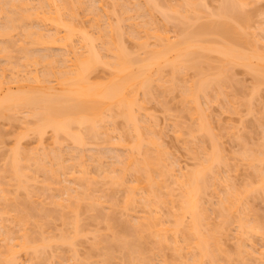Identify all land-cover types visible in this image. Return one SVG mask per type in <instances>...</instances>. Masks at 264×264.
<instances>
[{
	"label": "bare ground",
	"instance_id": "obj_1",
	"mask_svg": "<svg viewBox=\"0 0 264 264\" xmlns=\"http://www.w3.org/2000/svg\"><path fill=\"white\" fill-rule=\"evenodd\" d=\"M15 1H17V0H1L0 1V38L2 37L0 43H2V39H3L6 41V43L9 41L7 43L9 45V43H11L12 40L15 39V38L14 39L11 38V37H13L12 32L14 31V29L16 27L20 28V26H21L22 32H20V34H22V36H20L18 34V31H20V30L17 31V29H15V31H16L15 34L17 33L15 36H17V35L20 36L19 38L21 40L23 39V37H24V39H28L27 42L29 41L30 43L29 44L27 43V45L29 46L30 44L31 45L33 44L34 46H31V45H30L31 47H27V45L24 46L23 43L26 40H24V42L22 41L23 43L20 42V44H22L20 48L17 46V48L22 50L25 54V55H22V58H24V59L22 60L23 62L20 61V65L22 64L21 65L22 68L20 67V65H18L21 68V69H19V67L17 65H16L17 67L12 65V64H14L13 63L14 60L13 61L10 60V62L8 60L9 56L12 55V54H9V52L12 48L10 50L8 49L9 52L7 53V49L5 46H8V45H6V43L4 41L3 42L5 44L4 43H2V44H4L5 46L2 44L0 45V56H1L0 58L2 60V58L4 57V59H5L4 62L6 61L4 64H6V66L10 67V69L12 70V72L10 69L7 70L6 68H8V67L5 68L4 64H2V67H0L1 68L0 69V120H3V118H4V120H6V119L8 120L9 118H6V117H9V116H11L17 120L16 114L22 115V114H20V112L25 113L26 114L25 117H27V116L33 117V118L31 117V120L34 119L35 117L38 118V121H36L34 123L35 126L33 125L34 127L32 129V130H34L33 133H35L38 136L36 138L38 141L41 142L44 135H46L48 132L47 129H50L51 130L50 131L51 136H52V138H51V136H50V138L53 139L55 141V143L56 142L60 143V136L63 137V135H64V137L66 139H67L66 136L70 137L72 139V141L76 145H78L77 148L80 146V147H82L81 149L84 150L85 148H83V147L87 144L86 138L93 137V139H94L95 137L100 136L99 133L103 132L104 129H105L104 132L107 136L109 135L110 132L114 133V131H113L114 125L112 127H110L112 125L111 124L112 123L111 117L115 114L113 112H116L118 114V116H120V117L123 116L124 121L128 122L130 125L129 126L130 129L128 128V124L126 125L127 130L124 134H126L128 132L130 135L131 134H132V136L134 135V140L131 139L133 142L131 141V143H130V141H128L129 138H126V135L124 136L123 133L122 134L125 138L122 136L123 139H122V137L117 139V141L119 140L117 142V144L120 147H124L126 145L127 141H128L127 145H128V143H129V145L132 143L133 144L131 146H128L129 147V149H127L128 153L125 155L126 159L124 160V157H123V159H122L123 161H120L123 163V165H122V163H119V165H117L119 168H117V166L114 167V169L115 168L120 169L118 171H120L121 173L119 172V175L111 178L112 174H114V173L118 174V173H116V172H118L116 170V172L114 171L109 176L111 178V183L109 181V184L112 185V186L110 185L109 187L112 188L114 185V186H117L115 188H124L123 190L126 191L125 192L126 193V195H125L126 199H125V201H123L125 203H124V206L121 205V206H123L121 208H125V210H127V211L130 208L134 209V207H136V209H137L138 205L136 203H138V204L140 203V204H142L143 211H144V209H145V211L147 209L148 216L144 215L145 211H144V214L142 216L137 215V214H133L132 212L128 211L127 213L128 214L130 213L129 214L130 216H131V214H133L135 217L133 219H130L128 216L129 220L134 221V222H131L130 225L135 224L133 226L131 225L132 229L134 227V229L132 230L133 232L131 231L129 234H127V235L124 234L122 236H119V235L117 236V234H115L116 236H114V238H113L114 239L113 242L115 243L114 245L120 247L122 249V251L125 252L126 259L128 261L127 264H132V263L139 264L140 261H141V264H143L145 262V260H144V258H142V256H139L140 251H142V249L140 250V248H141L140 247V243H141L140 241L142 240V237L144 236L143 234L146 232V229H148V227H149V228L154 229V230L152 229L151 232L152 233L154 232L156 235H158L160 237V238L159 237L158 238L161 241H163V240L167 241L169 239L171 241H173L171 243L174 244L173 248L175 249V251L177 250L178 252L183 253L182 250L187 249L190 252V255H188V256H190L188 261L184 260L185 262L183 263V261H182V264H221V263H219L220 260L218 261V259H219L218 254H221V251H222L221 249L223 246L222 245L223 242L221 240L222 234L220 233L221 227L218 228L219 231H218V229H216L218 226L217 227L214 226L215 230H214V228L211 229L212 227L209 229L208 228L209 223H207V221H205L206 219H204V216H206L205 211L207 212V210L205 209V211H203L204 209H201L202 208L201 205L204 206V204H201L202 203L201 200L203 199L202 197H204L202 195H204V191H206L205 189L208 188L207 185L210 184V183H208L209 179H212L214 181L213 182L214 188L217 184L224 185V184H222V183H224V181L218 180L219 178H218V175L216 172V167H215V164H217V162H219L218 161L219 159H220V161L223 162V160H221V155L219 156V155H215L212 153H208L203 157L204 158L203 159L201 154H200L199 157H201L202 159L199 160L200 158L198 157L199 158L198 162H200L198 167L196 169L194 168L195 170L193 169V170H189V171H185V172L181 171L180 170L181 167H179L178 171H180L181 173L178 174V176H177L178 172L176 170L170 169V173H171V171H172V173L173 172L175 173V171L177 172L175 174L173 173V175L174 176L176 175L175 176L176 177L175 182L179 185L178 187L180 189L179 190L180 193L177 195V197L174 196L173 193H175L174 192L175 190H170L173 188H171V187L169 188V186H167V184H166L167 182H164V177L171 175L172 173L169 174L168 172H166L168 170V168L165 169L166 167H163V166H167V165L166 164L163 165L164 164L163 162H165V159L163 160L164 157H162V154L160 153L161 152L160 149L158 150V147L160 144H159L158 140L155 139L154 137L147 136L148 132L147 131L145 132V129H147V128L150 129V126H148V125L145 126L146 123L140 124V122H142V123L145 122V120H144L145 118L143 119V117H144L143 112H142V115H143L142 119L144 121H142L141 118H140L141 120L139 121V117H138V116H140L138 113V110L140 112L141 108L143 109V106H144V104H143L144 102L141 103V101H144V100H142L138 97H139L140 93H142L143 95L148 93L149 88L151 87L150 86L151 82H153L154 80H158L157 82L162 80V83H165L164 81H167V80H165L166 77L164 79L163 78L161 79V77L165 76L164 75L165 74L164 66L167 67V65H170L172 67L173 71H179L180 70V71H182L181 73H183V70L185 72V69L186 70L189 69L188 67H192L193 69L196 68V70H197L200 67L198 65L199 60H201L200 56H201V58H202V56H204V54H203L204 51H200V50H205V52L206 51L215 52L216 54L220 55L217 58L220 59V61H221L220 62L221 64L220 63L218 64L219 68H218L217 72L215 73L216 77L212 76L214 78H212V77L209 78V79H212L209 81V79H206V77L207 76L209 77V75L206 76L203 74L202 75L203 77L201 76V78H200V76H199V78L201 80L199 81V78H198V80H197L198 83H197V81L196 82H190L192 84H189L188 87H186V85H185V89L183 91V96H184V99L186 102V106H187V104L189 105L188 109H190L189 111H191V115L193 116V119L195 121L194 122V126H195L194 129L191 128L192 132H194V133L195 132H199V133L200 132L201 133L206 132V130L209 129V128L207 129V127H209V126L206 127V125L204 123L206 119H203L204 122L202 121V118H206V117L204 116V114H203L204 117L202 116L203 111L201 109V105L199 104V102H201V101H199V97L202 98L201 96H204L205 98H209V97L211 98L214 94V93L212 94V91L214 90L213 88H215V92L217 91L219 93L220 88L222 87V85H224L221 83H225L224 79L226 78L227 74L230 72L231 67L234 68L235 66L241 65L245 68L247 67L248 68L247 70L248 71L250 70L251 73H253V75L257 74V76L260 79L264 78V50H263V52L260 51V50H262V48H261L262 45L264 46V42L262 41V40H264V36H263V38L261 36L262 40L260 42H262V44H260L259 39H258L259 43L256 40L257 43L255 42L256 45L254 46L257 50L256 52L254 51L255 50V48H254L252 53H246V51L244 52L240 48V45H239V44H241L240 42L243 41V36L241 33H239L241 31V28L236 27V24H237L236 22H238L239 24L241 23L240 24L241 27H242V25L244 26V22L246 23V21H245L246 15L242 16L243 13H241V11L239 13L241 15L238 14L239 10H241L243 8V6L242 7L240 6L241 9H239L240 7L238 5H241L242 3L239 2L238 0H235L236 2H234V0H224V4L223 5L221 4L222 6L219 7L220 8L219 11L217 13H215V15L218 17V20L212 19L214 21L209 22V23L200 22L201 24L200 25L198 24L199 27H197V26L195 27V31H194V29H192L193 31H189L190 30L189 29L188 31H186L184 33L185 28H183L182 29L183 35L179 36L180 38H178L174 41H172V39L169 38L168 35H167L168 37L162 36L160 33H158V35H157L156 34L157 32H155V31L152 32L153 33L152 35L151 34L148 35L150 37L137 36L138 35L137 33L139 31L148 33V30H147L148 26L144 23L143 26L146 27V29H145L146 31H145V30H143L144 27L142 25H141L142 27L140 26L141 28H138L139 24L136 23L137 24L136 25L137 26L136 27V31H137L136 34L137 35L135 34V32L131 35V33L133 32V30H131L132 27L130 28L131 31L129 30V28L127 31V32H129L128 34L131 37H133V35L136 36V37H133L134 39L137 38L136 40L133 39L136 44L137 43L141 44L142 45L141 47H143L144 49L148 48V46L150 47L149 41L151 39L147 40V38H152L151 36H154V38L156 36V39H157V37L160 38L161 43H158V41L154 40L155 43H154V41L151 42L152 44L154 43V45L151 44V48L146 49V52L143 56H138L136 54L137 52L136 53L133 52L136 55L132 56V52L130 51L131 53L129 52L130 53L129 54L127 52L128 49L126 50V48L123 45V44H125L124 41H122L123 40L122 36L125 33L123 27L119 26L121 29H123V32H124L123 33L122 31H120L119 34L117 32L118 29H116V27H115L116 25L114 26L111 23L109 24L110 25L109 28L111 27L109 30H105L106 28L102 30L104 33L102 31H100L101 28H100V30H97L99 32V34H97V36H96V37H98L97 39H99L98 42L100 41V39L102 40V43H100V45H102V46H100V48H99V44L96 43V39H95L96 37L93 38V36L91 35V31L89 29H86V27L83 25L85 21L82 23V20L80 19L81 20V26L82 25L83 26L81 27L79 25L80 21L77 22L78 11H79L78 8L81 9L80 7L84 5V0H76L75 3L73 2V0H44V1L41 0V2H42L41 3L39 0V3H38L39 5L37 3H33V0H31L32 2L31 1L28 2L27 0H26L27 2L25 0L24 1L22 0L23 1L22 2L21 0H19L20 2L17 1L16 3H14ZM100 1H102V0H100ZM193 1L194 0H191V3H190V1H188L189 3L187 2L186 4L184 2V4H185L184 7L186 5H188V8H189V4H190L191 5L190 7L193 8V10H191L192 8L189 9L190 11H188L184 8L186 10V12H183V13H186V16L190 15L187 13V11L189 13H191V11L194 12L195 8H196L195 11L196 10L200 11L199 8L197 9V6L195 7V4L196 3L198 4V2L195 0V3H194ZM203 1L204 0H202V2ZM237 1L239 2L238 4H237ZM90 2H92V1H90ZM142 2L143 3H140L141 5L144 4V1H142ZM85 3H87V2H85ZM204 3H205V1H204ZM29 4L31 6L33 4L32 7L30 6V10L28 7ZM35 4H37V5H35ZM98 4H97V6H98ZM146 4L151 5L152 3H148V2L146 3L145 2V5ZM147 5L145 7L149 8L150 6H147ZM156 5L158 6V4H156ZM92 6H94V5H92ZM116 6H117V4H116ZM137 6H138V4H137ZM203 6L205 7L206 3L202 4V7ZM25 7L28 8V10ZM141 7L142 6L139 5L138 9L141 12L143 10L145 12L146 9H144V8L142 9ZM151 7H153V6H151ZM151 7L149 9H151ZM83 8H85V7H83ZM99 8H100V10L102 8V11H105V9H106V8H104L103 4H101V5L99 4L98 8L93 7L92 11L96 10V12H97ZM126 8H127V6H126ZM130 8H132V5ZM159 8H161V7L159 6ZM175 8H178V7H175ZM175 8H172V9H175ZM182 8H183V6H182ZM186 8H187V6H186ZM133 9H134V7L132 8V11H133ZM161 9L167 11V8L163 7ZM139 10H138V13H136L137 11L135 13L136 14L141 13ZM237 10H238V12H237ZM150 11H152V10H150ZM154 11H156V8H155V10L150 12V15L154 14ZM175 11H176V9L173 12H175ZM80 12H81V10H80ZM96 12L94 14H96ZM170 12H172V11H170ZM170 12H169V15L171 14ZM104 13H107V11H105ZM147 13L149 14V12H147ZM178 13H177V15L180 14V13L179 14ZM196 13L197 12L192 13V14H194V17H195ZM143 14H142V16H143ZM175 14H176V12H175ZM184 15L185 14H183L182 17H185ZM197 15H198L197 17L199 18L198 13H197ZM210 16H212V15L210 14ZM213 16H214V13H213ZM127 17L132 18L129 15ZM165 17L167 18V15H165ZM192 17H193V15L192 16L190 15L188 18H190L192 20ZM122 18L124 19V17H122ZM122 18L120 17L119 18L120 20H118V21H122ZM171 18L174 19V17H172V16H171ZM188 18H186V19H188ZM198 18H196V19H198ZM214 18H216V17L214 16ZM127 19L129 20V18H127ZM149 19H150V17H149ZM186 19H184V20L187 22L189 19L188 20H186ZM193 19H195V18H193ZM182 20H183V18H182ZM191 20H189V21H191ZM231 20L232 21L235 20L234 22L236 24L235 25L231 24V22H230ZM96 21H97V19H96ZM96 21H95V26H96V24H100V23H97ZM168 21H169V19H168ZM36 22L38 24L41 23L40 27L39 26L37 27V25H35ZM46 23H49V24L51 23L55 26L52 34H50V32H47V31L46 32L48 34L46 32H44L45 30H48V29L43 28L44 29V31H43V29L41 28L42 27L41 25L44 24L43 25V27H44L45 25H47ZM146 23H148V22H146ZM191 23H192V21H191ZM51 24L49 26H51ZM148 24L150 26V23H148ZM184 24H186V23H184ZM93 25H94V23H93ZM99 27L100 26L98 25V28ZM117 27H118V25H117ZM187 27L189 28V26H187ZM35 28H36V30H35ZM98 28H96V29H98ZM190 28H192V27H190ZM193 28H194V26H193ZM237 29L239 32L237 31ZM149 31H151V30H149ZM106 32L108 33V35ZM121 32H122V34H121ZM149 33H151V32H149ZM116 34L119 35V38L122 37V39L121 38L120 39H121V42L123 44L119 41V38L117 39L115 37ZM120 34H121V36H120ZM208 34H211L212 36L215 35L214 37L219 38V40H220L219 42H221L220 38H222V40L224 39L223 43L221 42L220 44H218V43H215V41L214 42L212 41L213 42L212 44L213 45L216 44V46L215 47H213V45H212V47L208 46V45H210V43H203V39L205 42L206 38H208L210 36L209 35L206 37V35H208ZM94 35H96V34H94ZM262 35H264V34H262ZM170 39H171V41H170ZM245 40L243 42H245ZM15 41H18V40H15ZM163 41H165L166 43H162ZM208 41L210 42V40H208ZM206 42H207V40H206ZM74 43H75V45H74ZM76 43H77V45H79L80 49L83 48L81 50L82 51L81 53H79L80 51L77 50L78 46L76 45ZM245 43H247V40ZM12 44H13V42H12ZM20 44H19V46H20ZM205 44H208V45L206 46ZM217 44L220 46L217 47ZM257 44L261 45L260 50H259V48H257ZM97 45H98V47H97ZM39 46H41V47H39ZM53 46L56 49L61 50V51H59L61 54L60 53L56 54L57 51L55 53H53V52L51 53V51H49V50L50 49L53 50L52 49V48H54ZM13 48H15V47H13ZM19 49H17V50H19ZM83 50H85V52H83ZM103 50H105V52ZM22 51H21V53L23 54ZM62 51H64V53ZM101 52L104 54L105 53H108V54L110 53V54L104 56ZM111 53L113 54V57H112ZM142 53L138 52V54H142ZM107 56H109V57H107ZM206 58H208V57H206ZM11 62H12V64H11ZM8 63H9V65L11 64V66L7 65ZM58 63H61L62 66ZM58 65H60V66H58ZM101 65H103V67L105 66L104 70L106 69L107 70L106 72L109 73V74L108 73L104 74V76L105 75L109 76L107 78L108 80L105 81V80H99L98 79L97 81H100V82H93L94 80H96L97 78H100V77H101L100 79H104L103 75H102L103 77L102 76L99 77L98 75L96 76L94 73L98 69L97 67H100ZM42 66H43V68H40ZM14 67H15V69H14ZM108 68H109V70H108ZM162 68H163V70H162ZM41 69H42V71H41ZM40 71H41V73H40ZM199 71H201V70H199ZM9 73H10V76H8ZM173 74H176V73H173ZM200 74H202V71H201V73H199V75ZM204 76H206V77L204 78ZM171 77L172 76H170V78ZM170 78H169V80L171 82L170 84H172V87H171V85H170V87L173 89L174 85L177 86L174 83L175 82L174 80H176V79H174L175 77L174 78L172 77L171 78L172 80ZM203 78L206 80H204ZM91 80H93V81L91 82ZM102 81H104V82H102ZM154 83H156V81ZM195 83H197V84H195ZM218 87H220V88H218ZM223 87H225V85ZM222 90H224V88ZM222 90H220V92ZM209 92H211L212 96H209ZM217 92L215 94H217ZM221 94L222 93H220L219 95H221ZM217 96H218V94H217ZM140 97H141V95H140ZM213 97L216 98V96H213ZM219 97L220 96H218L217 98L219 99ZM146 98H147V96H146ZM139 100H141V101H139ZM200 110L202 112H200ZM143 111H145V110L143 109ZM201 116H202V118H201ZM28 119L29 118L27 117V120ZM108 119L111 121V123L109 122ZM115 119H116V117L114 118V116H113L112 120L116 121ZM19 120H21V119H19ZM34 121H35V119H34ZM23 122L21 121V123H23ZM105 122H106V124H105ZM107 122L110 123V126H108L109 123H107ZM24 123H26V121ZM29 123H26V124H29ZM31 124H32V122H31ZM115 124H116V122H115ZM207 124H208V121H207ZM27 126H28L27 128L32 127V125L31 126L27 125ZM192 127H193V125H192ZM130 131L132 133H130ZM149 132H152V135H153V131L149 130ZM207 133H209V132L207 131ZM129 134H128V136L131 138V136ZM180 135H181V133L179 134V137H180ZM53 140H52V142H53ZM72 146H74V145L72 144ZM16 147L17 148L13 151V155L11 154V156L8 159L9 164L8 163L7 164L9 165L8 166L10 169L9 171L11 172L10 173L11 175L9 174V178L11 177V179H12L14 177L16 182L18 180V185L20 187L22 186V184L27 183V181L25 179H28L31 177V174L29 175L28 170L26 172V169L33 163L37 167V169L34 167L35 171H37V170L38 171H45L44 173L47 172V174L49 172L54 174L55 173L54 170L59 169L58 171H61V168L66 169V171H67V169H69V164L66 165L68 163L66 161H69V160L72 161L71 166L79 168V169L76 168V169H78V173L80 174L79 175L77 173L79 176H75V175H77V174H75L74 177L71 178V176H73V173H70V171H69V174H72V175H69L70 179H69L68 175H66L67 173L65 172V170H63L64 171V172L62 171L63 174L67 176L65 178L66 180L64 179L65 180L64 182H67V180H68L69 184H67V183H65V184L69 185V186H64L65 185L64 182L62 183L64 185H62V187H60L61 192L59 191V193H57V195L59 194L58 195L60 198L59 200H57V197L53 194L55 196L54 204L57 205L58 209H61L62 212L63 211L65 212V210H62V209L67 208L68 211H71V213L75 214V218L74 217L72 218V216L70 215L71 213L69 212L70 214H68V216L70 215V217H71V220H69L70 218L68 219L66 214L63 213V215H62V212H61L60 218L62 220L65 219V220H63V222L65 224H69V223H66L67 220H69V222L78 221L77 224L72 223V225H75L74 228L76 227V225L79 224V220H77L78 219L77 217H79L78 214H80L79 212L81 211L80 209H81L82 205L80 203L82 200L83 201L87 200L88 206L86 208H90L91 210L96 209V206L99 203H101V202L98 203V201L96 202V199H97L96 197H98V196H95V199H94V197L92 198V196L96 195L95 194L96 191H98L96 189H94L95 190L94 192H93V189L91 190L93 182L90 181L91 184L90 185L88 184V186L89 187L91 186V188L90 189H88L89 187L87 188L88 193H91V196L86 192L87 191V189H86L87 184H84L86 187L83 186L85 191L80 192L77 188V187H79V185L82 186V184H81L82 180H85V182H86V180L88 179L87 176H89L91 179L94 178V177H91L90 175H88L89 169H87L86 164H88L90 162L87 160L89 158L86 159L88 161V163H86L87 161L84 162L85 158H86L85 155H87V154L83 150H81L82 152L80 151L78 153L77 151L74 150V148L70 147L71 149H73L72 153L75 152L78 155L71 154L72 157L67 159L65 157L66 155L62 156L64 154L63 151L60 153L57 150L60 147L58 145V148L56 149L57 152H54V150H53V152L49 151L48 152L49 154L45 153L44 156L47 157V159L44 158L45 161L49 159L48 155H51L50 152L52 153V155H53V153H55L54 155H55V160H56V161L54 160L55 161L54 163L53 162L50 163L51 160H49L50 164H52V165L55 164L54 166H52V165L46 166L47 162H45V161L42 162L43 156L37 155L41 151L40 152L37 151L38 153L36 152V154H35V150H34L33 154H30L27 152H26L27 153L26 154L23 150V152L25 154V156H24V154H23L21 148L18 146V144ZM128 147L125 146V148H128ZM196 147H198V145H196ZM201 147H202V145H201ZM52 148L54 149L55 145ZM47 150L48 149H46V151ZM79 150H80V148H78V151ZM25 151H27V150H25ZM31 151H32V149L29 152H31ZM46 151H44V152H46ZM202 151H204V150H202ZM197 152L199 153V148L197 149V151L194 154L196 155ZM83 153H85V154H83ZM200 153H202V152H200ZM216 153H217V151H216ZM247 153H248V151H247ZM34 154L37 156L36 158L34 157L35 156ZM91 154L92 153H90V155H89L90 158L92 157ZM218 154H219V152H218ZM41 155H42V153H41ZM38 156L42 157L41 160H40V158H38ZM246 156H247V154H246ZM52 157H54V156H52ZM218 157H220V158L218 159ZM96 159H98V161H96ZM96 159H95V161L99 162V161H101L100 159H102V157L97 156ZM89 160H91V159H89ZM93 160L94 159L92 158V161ZM249 160L251 163H253V162L259 160V158L256 156H251L249 158ZM32 161H33V163L30 164V162H32ZM93 163H95V162H93ZM93 163L89 164V165H93ZM96 165H97V163H96ZM120 165H121V167H120ZM218 165H220V163H218ZM66 166H68V167H66ZM112 166L113 165H111L110 168H112ZM99 167L101 168V162H100ZM169 168H171V167H169ZM31 169L32 168L30 167L29 172H31ZM174 169H175V167H174ZM182 170H183V168H182ZM58 171H56V172H58ZM132 171H134V172H132ZM130 172L135 173V174L138 173V174H136V177L134 174V178H132V180L134 179L133 184L130 183V182H132L131 179L129 182V180H127V177H126V176H129L128 174ZM167 173H168V175H166ZM32 174H34V173H32ZM57 175L58 174L56 173V176ZM106 175H104V176L106 177ZM173 175H171V177L174 179ZM48 176H52V175L49 174ZM32 177L30 178L31 180L34 178V177L33 178ZM53 177H55V174L53 175ZM14 178L12 180H14ZM129 178H130V176H129ZM9 180L10 179H8V181ZM87 181L89 182V180H87ZM216 181H219V182H216ZM59 182L61 183V181H59ZM71 182H72V184H71ZM215 182H216V185H215ZM27 184H25L24 186L27 187L26 186ZM47 184L50 185V183H47ZM75 185H77V187L74 188ZM19 186H18V188H20ZM166 186H167V188H166ZM164 187L166 188V190H168V188H169L167 196H169L168 198L171 199L170 202L172 203V208L175 207V210L173 213L175 222L172 225L173 220L169 221V223L171 222V226L168 224V222H167L168 220L165 219L164 216L162 215V213L164 211L161 213V211L163 210L162 207L163 206L166 207V205H163V204H166L165 200H167V199H163V198L161 199L160 198L163 195L160 192L162 191V188L164 189ZM224 187L230 188V186H226V185ZM3 188H4V186H0V189H1L0 190V200L3 202H6V203H8L7 202L8 200L11 202L10 198L9 199L7 198V196H9V195L6 194V192L4 190H2ZM212 188H213V186H212ZM229 188H228V192L226 190L227 193L224 192V193H226L224 195H227L229 193L225 197L224 201L222 200L224 197L221 199L223 203L220 201L222 203L221 205H223V206L218 205L219 206L218 208L220 210L224 209L223 210L224 213L221 210L222 212L220 214L221 218L224 221H227L229 219L227 216V214H229V212H231L230 214H232V212L234 213V211L238 213V210L240 209V204L243 201V199H242V201H240L241 199H239V196H238L239 194H236V193L234 194L233 192H235V191L233 190V192H231L232 189L230 190ZM89 190L91 192H89ZM170 191H171V193H170ZM139 192H143L144 194L143 193L141 194ZM29 193H31V192H29ZM92 193H93V195H92ZM138 193L141 194V195H139L140 196L139 198H137L138 195H136ZM63 195H66V196L64 197ZM50 196L54 197V196H52V194ZM3 198H4V200H2ZM172 198L173 199L176 198L175 200L177 202L175 200H173ZM95 202L98 204H95ZM162 202H164V203L162 204ZM220 202L218 204H220ZM10 204H14V203H10ZM39 205H40V203H39ZM167 205L169 206L168 203H167ZM8 206H9V204L7 205V207ZM32 206L35 207L34 205H32ZM42 206L43 205L41 203L40 207H37V208H41ZM7 207H5V208H7ZM44 208H45V206H43L41 209H44ZM90 209H88V210H90ZM133 209H131V210H133ZM136 209H134L133 211H135ZM33 210L34 209H32L31 212ZM45 210H46V208H45ZM247 210H248V208H247ZM5 211H3V212L0 211V230L1 231L4 230V232L3 231H2V233L0 232L2 235L4 233V236H0V237H2L4 239L3 240L4 242H6V243H4V244L2 243V244L6 245L5 251H7V252L4 251L5 252L4 253L1 251V250H3V246L1 244L0 245L1 246L0 264H24V263L26 264V261L24 263H20V262H22L20 260V257H19L20 254L19 255L17 254L20 251H23L24 253L30 254V255H31L30 252H36V253H39V255H41V253H42V255H43V252H45L43 250L44 246L45 245L48 246L50 244H45L43 246L42 244H44V243L41 242L42 243L41 247L43 246V249H42L43 251H41V248H39L40 246L38 245V244H40V242H37L38 244L37 243L34 244L35 239L33 240L34 241L33 243H31V240L29 241V239H31V237H30V235H28L29 233L26 234V232H25V231H27L26 230L27 228L25 227V229H24L22 226L20 227V224H22V223L25 224L26 220H28L26 218L27 215L23 216L22 215L23 213H20V212L18 214V217L19 216L20 217L17 218L18 222L17 221L16 222L18 224L20 223L19 224L20 231L24 229L23 230L24 232H19L22 236V237H20L21 241L18 240L17 243H13L16 240L15 241L13 240L12 236L10 235L8 228H7V230H5L6 225L4 224V221H3L4 216H1V215H4L3 213H6ZM16 211H17V209H16ZM37 211H38V209H37ZM39 212H41V211H39ZM149 212L151 214H153L152 217H151V215L149 217V214H150ZM169 212H170V214H172L170 210H169ZM217 212H220V211H217ZM47 213H45V214H47ZM95 213H97V212H95ZM224 214H226V216ZM62 216H64V217L62 218ZM98 216H100V215H98ZM145 217H148L150 219H147ZM161 217H162V219L164 218L167 221H164V219L162 221ZM152 218H154V219H152ZM14 219L15 218H13V220ZM74 219H76V220H74ZM146 219L149 222H146ZM244 219L245 218L239 219L240 221L238 223L239 224L238 225V230H239L238 231V233H239L238 237L240 239H241L243 233L245 232L244 230H246V232H250L252 234L253 231H256L255 233H257V231H259V230H255V228L258 229L260 227L257 225L255 226V224L252 225V224H250L251 222H248L246 219L245 220ZM230 220H231V218L229 219V222H230ZM224 221H223V223H224ZM165 222H167L166 225H165ZM13 223H15V222H13ZM43 223L44 222H42L41 224H43ZM203 223L206 224L207 228H204L205 224L203 226ZM258 223H260V222L258 221ZM18 224H16V225L18 226ZM45 225H47V224H45ZM144 225H146V226H144ZM79 226H80V224H79ZM79 226H77V227H79ZM157 226H159V227L155 229V227H157ZM209 226H211V225L209 224ZM145 227H146V229H144ZM11 229H13V227ZM79 229H80V227L77 229L78 232H79ZM205 229H208V230H205ZM42 230H44V228ZM263 230H261V231H263ZM45 231H46V229H45ZM261 231H259V232H261ZM74 232H77V231L75 230ZM142 232H144V233H142ZM80 233H82V232H79L78 235H80ZM222 233H224V232H222ZM155 234H154V236H156ZM128 235H130V238H128ZM71 236H72L71 234L70 235L66 234V236L63 237L61 239V241L62 242H71V241H73L71 239L75 238L76 235H74V237L73 236L71 237ZM44 237L45 236H43V238ZM67 237H69V238H67ZM2 238L0 240H2ZM51 238H53V237H51ZM51 238H48V239H51ZM140 238H141V240H140ZM18 239H19V237H18ZM97 239H100L99 240L100 244H103L104 247L106 246L104 244L107 240H105V242L101 243L100 241L102 240V238L98 237ZM103 239H104V237H103ZM12 240H13V242H12ZM54 241H56V240H54ZM102 241H104V240H102ZM95 242H96V244H99L98 240ZM56 243H58V242L56 241ZM107 243H109V241L106 242V244ZM71 244H74V242H71ZM110 244H109L110 246L107 245L106 248L102 247L104 250L106 249L105 250L106 251L105 252L106 253L105 254L106 255V261L110 259L112 249H114L113 247H115L112 245L113 243H110ZM237 245H238L237 248L240 250L239 252H242L241 248L243 249V247H242L243 243H240ZM100 246H102V245H100ZM38 249H39V252H37ZM187 250H184V251H187ZM251 253H252V251L246 253V255L249 257L250 256L252 257V255L254 256V253H252V254ZM36 255H38V254H36ZM138 256L141 258H139ZM182 257H183V254H182ZM31 258H32V256H31ZM127 261L125 260L124 262H127ZM109 262H110V260L108 261V263ZM59 264H60V262H59Z\"/></svg>",
	"mask_w": 264,
	"mask_h": 264
},
{
	"label": "rangeland",
	"instance_id": "obj_2",
	"mask_svg": "<svg viewBox=\"0 0 264 264\" xmlns=\"http://www.w3.org/2000/svg\"><path fill=\"white\" fill-rule=\"evenodd\" d=\"M17 1H19V0H17ZM17 1H15L14 3H16ZM27 1L29 2L31 0H27ZM90 1H92V2H90ZM142 1H144L143 5L140 4V3H143ZM188 1H190V3H191V0H188ZM188 1L187 0H140V1L139 0H107V1L106 0H102V1H100V0H84V5L80 7L81 9L78 8L79 11L77 10L78 11V17H79V18L77 17V22L80 21L79 22L80 24L79 23L78 24L81 26V20H82V23L85 21L83 25L86 27V29H89L91 31V35L93 36V38H95L97 36V34H99V32L97 30H100V28H101L100 31H102L105 28H106L105 30H109L111 28V27L109 28L110 23L113 24L114 26L116 25L115 27H116V29H118L117 30L118 34L120 33V31L123 32V29H124L125 33L123 32L124 34L122 36L123 37L122 41H124V43L126 45L121 42L122 37H120L121 38L120 39L118 34H116L115 37L117 39L119 38V41L124 45L126 50L128 49V51H127L128 53L130 51L132 52V56H134L136 54L138 56H143L146 52V49L151 48V44H152L151 42L156 40V41H158V43H161L160 38L157 37V39H156V36H155V38H154V36H151L152 38H147V40L151 39L149 41L150 47L148 46V48L144 49L143 47H141L142 46L141 44L135 43L134 40H136L137 38L134 39L133 37H136V36L133 35V37H131L128 34L129 33V32H127L128 28H129V30L131 27L133 28V29L131 28V30H133L131 35L134 32L136 34L137 33V31H136L137 26L136 25L139 24L138 28H141L145 23L148 26V28H147L148 33L139 31L137 33L138 35L136 34L137 36L150 37L148 35H150V34L152 35L153 34L152 32L155 31V32H157L156 33L157 35H158V33H160L162 36L168 35L169 38H171L172 41H174V40L180 38L179 36L183 35V32H182L183 28H185L184 33L186 31H188L189 29H190L189 31H193L192 29H194V31H195V27L196 26L199 27L198 24L200 25L201 24L200 22L209 23V22H212L214 20H218V17L215 15V13H217L220 9L219 7H221L224 4V0H204L206 3V6L202 7V4H205L204 1L202 2V0H196L199 5L196 3L197 5L195 4V7L197 6V9L199 8L200 11H197V10L195 11V9H196L195 8L194 12H197L199 14V18H198L197 13L195 14V17H194V14H192L194 12H192V11H191V13L188 12V11H190L189 9L192 8V7H190L191 6L190 4H189V8H188V5H186L187 8H186V6L184 7V5ZM238 1L241 2L242 4L244 3L243 5L241 3H240L241 5H238L239 7L243 6L242 9H241V7L239 8L237 6L239 9H241V10L238 9L239 12H238V10H237V12L239 14L241 11V13H243L242 16L246 15L245 16L246 23L244 22V26L242 25V27H241V25H240L241 23L239 24L238 22H236L237 23L236 24L234 22L235 20L232 21L233 19L230 22L233 25L236 24L237 28L238 27L241 28L240 32L238 31V29H237V31L242 34L243 41L245 39L247 40V43H245L246 40H245V42H243V41L240 42L241 43V44H239L240 48L244 52L246 51V53H252V51L255 48L254 46L256 45L255 44L256 40L258 42V39H259V42H260L264 36V35H262V34H264V0H238ZM238 1H237V4L239 3ZM40 2H41V0H40ZM73 2L75 3L76 0L75 1L73 0ZM85 2H87V3H85ZM145 2L146 3L147 2L152 3L151 5H147V4L146 5L150 6V7L153 6V7H151V9H149L150 7L146 8ZM184 2H185V4H184ZM193 2L195 3V0ZM234 2H236V1L234 0ZM33 3L38 4L39 0H33ZM98 3L100 5L101 4L104 5V8H106L105 11H107V13H104L105 11H102V8H101V10L99 8L97 12H96V10H94L96 12V14H94L95 12L92 11L93 7L98 8V6H99ZM30 4L28 6L29 10H30V6H31ZM37 4H35V5H37ZM97 4H98V6H97ZM116 4H117V6H116ZM137 4H138V6H137ZM156 4H158V6ZM92 5H94V6H92ZM131 5H132V8L134 7L133 11H132V8H130ZM139 5L142 6L141 7L142 9L143 8L146 9L145 12H144V10L141 12L138 9ZM32 6H33V4H32ZM126 6H127V8H126ZM159 6L161 8H163V7L167 8V11L159 8ZM182 6H183V8H182ZM83 7H85V8H83ZM175 7H178V8H175ZM155 8H156V11H154V14L150 15V12L155 10ZM172 8L176 9V11H175L176 14H175V12H173L175 9H172ZM184 8L186 10H188L187 11L188 14H190L191 16L193 15L192 20L190 18H188L190 15H187L188 16L187 17L186 13H183V12H186V10ZM26 9L28 10V8H26ZM137 9L141 13L136 14V13H138ZM80 10H81V12H80ZM150 10H152V11H150ZM169 10L172 12H170ZM191 10H193V8ZM147 12H149V14ZM169 12L171 13L170 15H169ZM177 13L179 15H177ZM213 13H214V16L216 18H214ZM142 14H143V16H142ZM183 14H185L184 16L186 18H188L189 20H191L192 23H191V21H189L185 17H182ZM210 14L212 16H210ZM128 15L131 16L132 18L127 17ZM165 15H167V18L165 17ZM239 15H241V14H239ZM171 16L174 17V19L171 18ZM120 17L121 18L124 17L125 20L122 18V21H118V20H120L119 19ZM149 17H150V19H149ZM181 17L183 18V20ZM95 18L97 19V21ZM127 18H129V20ZM193 18H195V19H193ZM196 18H198L199 20ZM168 19H169V21H168ZM184 19L188 20L191 24L188 21L186 22ZM212 19H214V20H212ZM95 21L97 23H100V24H96L97 27L95 26ZM146 22L150 23V26ZM36 23H35V25H37V27L38 26L40 27L41 23L40 24H38V23L36 24ZM93 23H94V25H93ZM184 23H186V24H184ZM46 24H47V25H45L46 27L45 26L43 27V25H44L43 24V25H41L42 26L41 28L42 29L43 28L48 29L45 31L43 29V31L44 32L47 31V32H50V34H52L55 26L51 23H50L51 26L53 25L54 27L49 26L50 25L49 23H46ZM98 25L100 26L99 28H98ZM117 25H118V27H117ZM119 26L123 27V29H121ZM187 26H189V28ZM193 26H194V28H193ZM190 27H192V28H190ZM96 28H98V29H96ZM15 29H17V31L20 30V31H18V34L20 36H22V34H20V32H22L21 26H20V28L16 27ZM15 29L12 32L13 37H11L13 39L15 38L14 40H12L13 44L10 41L11 43H9V45H8L7 43L9 41L6 43V41L2 39V43L5 42L6 45H8V46H5L4 45L5 43L4 44L0 43V45L2 44L6 47L7 53L9 52L8 49L9 50L11 48L13 49V50L11 49L9 52V54H12V55H10V56L8 55L9 56L8 60H9V62H10V60L11 61L14 60L13 63L15 65L12 64V62H11V64L13 66H16V65L18 66V65H20V61H22L24 59V58H22V55H25L24 52L19 49L22 45V44H20V42H22V41L24 42V40H26L25 41L26 43L22 42L24 46L27 45V43L29 44L30 42L29 41L27 42L28 39H24V37L21 40L19 38L20 36H18V35H17L18 37L15 36L17 34V33L15 34V32H16ZM145 29H146V27H144L143 30H145ZM35 30H36V28H35ZM149 30H151V31H149ZM122 32H121V34H122ZM149 32H151V33H149ZM94 34H96V35H94ZM121 34H120V36H121ZM107 35H108V33H107ZM207 36H209L208 38H206L207 42H206V40L204 42V39H203V43H210V45L205 44L206 46L208 45V46L212 47V45H213L212 43L214 41H215V43H218V44H220L221 42L223 43L224 39L222 40V38H220L221 42H219L220 41L219 38L214 37L215 35L212 36L211 34H208V35H206V37ZM261 36H262V38H261ZM1 38H0V42H1ZM97 38L98 37L95 38L96 43L99 44V48H100V46H102V45H100V43H102V40L100 39V41L98 42L99 39H97ZM171 39H170V41H171ZM15 40H18V41H15ZM208 40H210V42ZM262 41L264 42V40H262ZM154 43H155V41H154ZM154 43L152 45H154ZM162 43H166V42L163 41ZM19 44H20V46H19ZM218 44H217V47L220 46ZM260 44H262V42H260ZM260 44H257V48H259V50H260V46H261ZM30 45L29 46L27 45V47L34 46L33 44L31 46ZM74 45H75V43H74ZM76 45H77V43H76ZM17 46L19 48H17ZM77 46H78L77 50L80 51L79 53H81L82 52L81 50L83 48L80 49L79 45H77ZM215 46H216V44L213 45V47H215ZM13 47H15V48H13ZM39 47H41V46H39ZM97 47H98V45H97ZM16 48L19 50H17ZM261 48H262V50H260V51L263 52L264 46L262 45ZM52 49L54 51L51 49L49 50V51H51V53L52 52L55 53L57 51L56 54H58V53H60L59 51H61V50L56 49L55 47ZM21 51L23 52V54L21 53ZM103 51L105 52V50H103ZM200 51H204V53L202 52L204 54V56H202V58L200 56L201 60H199V64H198L201 68L199 67V69L196 70V68L193 69L192 67H188L189 69H187V70L185 69V72L183 70V73H181L182 71H180V70L179 71H173V69L170 65H167V67L164 66V68H165L164 69L165 70L164 75L165 76L161 77V79L162 78L164 79L166 77L165 80H167V81H164L165 83H162V80H160L161 82L160 81L157 82L158 80H154L153 82H151V85H150L151 87L149 88V91L147 94L143 95L142 93H140L142 98L140 97V95L138 98L144 100V101H141V100H139V101H141V103L144 102L143 103L144 104L143 109L145 111H143L142 108H141L142 111L140 110V112H139V110H138V113L140 115V116H138L139 121L142 119V117L144 115L143 119L145 118L144 119L145 122H143V123L140 122V124L146 123L145 126H147V125L150 126V129L149 128H147L148 130L145 129V132L146 131L148 132L147 136L154 137L155 139L158 140V142L160 144L158 147V150L160 149V151H161L160 153L162 154V157H164L163 160L165 159V162H163L164 163L163 165H165V164L167 165V166H163V167H166L165 169L168 168V170L166 172H168L169 174L172 173V171L170 173V169H172V170H176L178 172L177 173L175 171V173H177V176H178V174L181 173L180 171H178L179 167H181L180 170L184 171V172L189 171V170H193L194 168L196 169L200 163L198 161L201 160L208 153H212V154L219 155V156L221 155V160H223V162L220 161V159H219L220 157H218L219 162H217V164H215V167H216V172H217V175L219 178L218 180L224 181V183H222L224 185H221V184H220L221 186L219 184L216 185V182H219V181H216L215 182L216 186L214 188V184H213L214 181L212 179H209L208 183H210V184L207 185L208 188L205 189L206 191H204V195H202L204 197H202L203 199L201 200L202 201L201 204H204V206L201 205V207H202L201 209H204L203 211H205V209L207 210V212L205 211L206 216H204V219H206L205 221H207V223H209L211 225V226H209V224H208V228L210 229L212 227L211 229L214 228V230H215V227L218 226L216 229L221 227L220 228L221 231L224 232V233H222L220 231V233L222 234L221 240L223 242L222 243L223 246L221 249L222 250L221 254H218L219 255L218 261L220 260L219 263H221V264H264V230H263L264 229V179H263L264 178V78L260 79L257 76V74L253 75V73H251L250 70L249 71L247 70L248 69L247 67L245 68L241 65L235 66L234 68L231 67L230 72L228 71L229 73L227 74L226 78L224 79L225 83H221V84L225 85V87H223L224 85H222L224 90H222L223 89L222 87L221 88L218 87L222 91L220 92V90H219V93L216 91L218 96H220L219 99L217 98L218 97L217 94H215L216 93L215 88H213L214 90L212 91V94L214 93L213 96H216L217 99L211 95V92H209V96H212L211 98L210 97L205 98L204 96H201L202 98L199 97V101H201V102H199V104L201 105V109L203 111L202 116L204 114V116L206 117V118H202V116H201V118H202V121H203V119H206L205 122L204 121L203 122L205 123L206 127L209 126V127H207V129L208 128L209 129L206 130V132L203 131L205 134L201 133V132H200L201 134L199 132L194 133V132H192L191 128L194 129V127H195L194 122L195 121L193 119V116L191 115V111H189L190 109H188L189 105L187 104V106H186V102H185V99L183 96V91L185 89V85H186V87H188L189 84H192L190 82H196L198 80L199 76L201 78V76L203 74L206 76L209 75V77L204 76V78L206 77V79H209L212 76L216 77L215 73L217 72V70L219 68L218 64L221 62L220 59L217 58L220 55L216 54L215 52H213V51H211V52L206 51L205 52V50H200ZM254 51L255 52L257 51L256 48ZM62 52L64 53V51H62ZM83 52H85V50H83ZM133 52L134 53L137 52V53L134 54ZM138 52L139 53L143 52V53L138 54ZM102 54L105 56V55H109L110 53L109 54L108 53H105V54L102 53ZM107 57H109V56H107ZM112 57H113V54H112ZM206 57H208V58H206ZM2 60L0 58V65H1L0 67H2V64H4L6 62V61L4 62V60H5L4 57L2 58ZM11 64L9 65V63H8L7 65L11 66ZM58 64L61 65V63H58ZM4 65H5V68L8 67V66H6V64H4ZM21 65H20V67H21ZM60 65H58V66H60ZM20 67H19V69L22 68V67L21 68ZM102 67H103V65H101L100 67H97L98 69L96 68L97 73L94 72L96 76L98 75L100 77V76H102V75L104 76V74L108 73V72H106L107 71L106 69L104 70L105 66L103 68ZM40 68H43V66ZM6 69L9 70L10 67H8ZM14 69H15V67H14ZM108 70H109V68H108ZM162 70H163V68H162ZM199 70L202 71V74H200V75H199V73H201V71H199ZM41 71H42V69H41ZM41 71H40V73H41ZM11 72H12V70H11ZM172 72L176 73V74H173ZM10 73L8 74V76H10ZM170 76H172L173 78L175 77L174 79H176V80H174L175 81L174 83L177 86L174 85L173 89L171 88L172 84H170L171 82L169 80ZM108 77H109L108 75H105L103 77L104 79H100L101 78L100 77L94 81L91 80V82L92 81L93 82H100V81H97L98 79L107 81ZM200 78H199V81L201 80ZM212 78H214V77H212ZM206 79H204V80H206ZM210 80H212V79H209V81ZM155 81H156V83H154ZM102 82H104V81H102ZM197 83H198V81H197ZM197 83H195V84H197ZM170 85H171V87H170ZM220 93H222V94L219 95ZM146 96H147V98H146ZM205 100L206 101L208 100V101L206 102ZM202 111L200 110V112H202ZM142 112H143V115H142ZM113 113H115L113 116H114V118L116 117V119H115L116 121L112 120L113 119V116H112L111 117L112 123L108 119L112 125L110 126V123L109 122H107V123H109L108 126H110V127H112L114 125V127H113L114 133L110 132L108 135L109 137H108L104 132L105 129L104 130L102 129L103 132L99 133L100 136H97L94 139H93V137L86 138L87 144L83 147L85 149L83 150V149H81L82 147L79 146L78 147V148H80L79 151L77 148L78 145H76L70 137L66 136L67 137V139H66L64 137V135H63V137L60 136V143L56 142L60 146L58 148V145L55 143V141L53 139H51L52 136H51V132H50L51 130L50 129H47L48 132L46 135H44V137L41 141L42 143L40 141H38L36 139L38 136L35 133H33L34 130H32L33 127L35 126L34 123L36 121H38V118H36V117L34 118L35 119V121H34V119L31 120L32 116H30V117L27 116L29 118L27 120V117H25L26 114L20 112V114H22V115L16 114L17 120L11 116L6 117L9 119L11 118L10 120L9 119L4 120V118H3V120H0V186H4V188L2 190H4L6 192V194L9 195V196H7V198L8 199L10 198V200H11V202H10L7 199L8 203L0 200V211L3 212L6 210L5 211L6 213H3L4 215H1V216H4V218L3 217L2 218H3L4 224L7 226L6 227L4 225L5 230H7V228H8L10 235L12 236L13 240L14 241L16 240L15 242H13V240H12V242L17 243V241L20 240V237H22L19 232H24L23 230L26 227L27 231H25V232H26V234L29 233L28 235H30V237H31V239H29L30 237L28 238L29 241L31 240V243H33L35 241L34 244H36L37 242H40V244L37 243L40 246L39 248H41V251H43V250L45 251V252H43L44 256L42 255V253H41V255H39V253L30 252L31 253V255H30V254L24 253L23 251H20L19 253H17L18 255L20 254L19 257H20V260L22 261L20 263H24L26 261V264H31V263L32 264H59V262H60V264L61 263L62 264L63 263L64 264H107L109 260H110V262L108 264H125V263L127 264L128 263V261L126 259L125 252L122 251V249L120 247L114 245L115 243L113 242L114 241L113 238H114V236H116L115 234H117V236L129 234L134 229V227L132 229V226L135 224H131L132 226L130 225V223L134 222V221L129 220L128 216L130 219L135 218L133 214H137V215L142 216L144 214L145 209L143 211L142 204L139 203L140 204L139 205L138 203H136L139 207L137 206V209H136V207H134V209H136L135 211H133L134 210L133 208L128 209L129 212L133 213L130 216L129 215L130 213L128 214L127 213L128 211L125 210V208H121L124 206L125 202H123V201H125V199H126L125 198V195H126L125 192L126 191L123 190L124 188H115L117 186H114V185L112 188L109 187L111 185V184H109V181L111 183V178L119 175L120 171H118V170H120V169H117V168H119L117 165H119V163H122L120 161H123L122 160L123 157H124V160L126 159L125 155L128 153L127 152V149H129L128 146H131L133 144L132 143L129 145V143H128V145H127V142L130 141V143H131V141H132L131 139L134 140V135L132 136V134L130 135L128 132L126 134H124L127 130L126 129L127 124H128V128L130 129L129 123L124 121L123 116H122L123 117L122 118V117L118 116V114L116 112H113ZM19 119H21V120H19ZM143 119H142V121H144ZM21 121L22 122L26 121V123H29V122L30 123L29 124H26L24 122L21 123ZM207 121H208L209 125L207 124ZM31 122H32V124H31ZM115 122H116V124H115ZM105 124H106V122H105ZM27 125H30V126L32 125V127L27 128L28 127ZM192 125H193V127H192ZM149 130L153 131V135H152V132H149ZM207 131L209 133H207ZM122 133L124 134V136L126 135V138H129V140L127 139L128 140L127 142L125 141L126 142L125 146L128 148H125V146L120 147L117 144V142L119 141V140L117 141V139L123 136ZM130 133H132V132L130 131ZM180 133H181V135L179 137ZM128 134L131 136V138L128 136ZM50 136H51V138H50ZM123 137H122V139H123ZM52 140H53V142H52ZM17 144L21 148L22 152L24 150L25 153L27 152V153L33 154L34 150H35V154H36L37 151L38 152L41 151L37 155L43 156V158L38 156V158H40V160H41V158L43 159L42 162L45 161L44 158L47 159V157L44 156L45 153H48L49 151L53 152V150H54V152H57L56 151L57 148H58L57 150L60 153L63 151L64 154L62 156L66 155L65 157L67 159L72 157L71 154L78 155L75 152L72 153L73 149H71V148H74V150L77 151L78 153L81 150L86 152L87 155H85L86 158H85L84 162H86L87 160L90 162V163H88V161L86 162V163H88V164H86L87 169H89L88 175H90L91 177H94V178L91 179L89 176H87L88 177L87 180H89V182L87 180H86V182H85V180H82L81 181L82 186L79 185V187H77V185H75L74 188L77 187L80 192L85 191V189L83 187V186H85L84 184H87L86 185L87 187L85 186L87 189L89 187L88 184L90 185L91 182H93L92 188L90 186L88 189H90V188H91V190L93 189V192L95 191L94 189L98 190L95 193L96 195L92 196V198L94 197V199H95V196H98V197H96L98 199V200L96 199V202L98 201V203L99 202H101V203L98 204L95 202V204H98L97 205L98 207L95 205L96 209L91 210L90 208H86L88 206L87 200L81 201V203H80L82 205L81 209H80L81 211L79 212L80 214H78L79 217L76 216L78 218L77 220H79V224H80V226L78 224V225H76V227L79 226L80 227L79 232H82V233H80V235H78L79 232L77 230L79 227H77V228L75 227L76 228L75 229L74 228L75 225H72V223L77 224L78 221L72 220L73 222H69V220H71L70 215L72 216V218L73 217L75 218V214L71 213V211H68L67 208L62 209V210H65V212L64 211L62 212L61 209H58L57 205L54 204L55 196L57 197V200L60 199L58 196L59 194L57 195V193H59V191L61 192L60 187H62V185H64L65 183L69 184L68 180H67V182H64L66 180L65 178L67 177L66 175H68V177H69V175H72V174H69V171H70V173H73V176H71V178L74 177V175L78 173L79 168L71 166L72 161H70V160L66 161V162H68L66 165L69 164V169H67L68 172L66 171V169H63V168H61V171H58L59 169H56V170H54L55 171V173H54L55 177H53L54 174H52L50 172L47 174V172L44 173L45 171H38V170H37L38 172L35 171V168L37 169V167L32 161V162H30V164L31 163H33V164H31L28 167L29 169H30V167L32 168L31 172H29L30 170L28 168L26 169V172L28 170L29 175L31 174V177L33 176L34 178L32 177L33 178L32 180L30 179L31 177L28 179H25L29 185L27 183H24V184H22L23 187L22 186L20 187L18 185V180L16 182L14 177H13L14 180H12L13 178L11 179V177L9 178V174L11 172L9 171L10 169L8 167L9 166L8 165L9 164L8 159L11 156V154L13 155V151L17 148L16 147ZM72 144L74 146H72ZM54 145H55V148L53 149L52 147ZM196 145H198V147H196ZM201 145H202V147H201ZM43 148L44 149L46 148L48 150L46 151V149L44 150ZM198 148H199V153L197 152L195 155L194 153L197 151ZM31 149L33 152L32 151L29 152ZM25 150H27V151H25ZM202 150H204V151H202ZM44 151H46V152H44ZM216 151H217V153H216ZM247 151H248V153H247ZM24 152H23V154H24ZM51 152H50L51 155H48L49 159L45 161V162H47L46 166L52 165L50 163L51 162L54 163L56 161L55 155H54L55 153H53V155H52ZM200 152H202V153H200ZM218 152H219V154H218ZM41 153H42V155H41ZM90 153H92L95 157L91 154L92 157L90 158L89 157ZM83 154H85V153H83ZM200 154H201L202 158L199 157ZM246 154H247V156H246ZM24 156H25V154H24ZM52 156H54V157H52ZM97 156L102 157V159H100L101 161L96 162L99 159V158L96 159ZM249 156L250 157L256 156L259 158V160L251 163L249 160V158H250ZM34 157L36 158L37 156L35 155ZM87 158H89L91 160H89ZM92 158L94 159L93 161H92ZM95 159H96V161H95ZM49 160H51L50 163H49ZM93 162H95V163H93ZM100 162H101V168L99 167ZM92 163H93V165H89ZM96 163H97V165H96ZM218 163H220V165H218ZM54 165L55 164H53L52 166H54ZM111 165H113L112 168H110ZM122 165H123V163H122ZM116 166H117V168L114 169V167H116ZM66 167H68V166H66ZM120 167H121V165H120ZM169 167H171V168H169ZM174 167H175V169H174ZM76 168H78V169H76ZM182 168H183V170H182ZM63 170H65V172L67 173L66 175L63 174V172H64ZM116 170L118 172H116ZM56 171H58L60 174ZM114 171L118 174H115V173H114L115 175L112 174ZM132 172H134V171H132ZM132 172H130L128 174L130 176V178H129V176H126V177H127V180H129V182L131 179L132 182H130V183L133 184L134 179L132 180V178H134L135 173H132ZM32 173H34V174H32ZM56 173L58 174L57 176H56ZM168 173L166 175H168ZM173 173L171 175H173ZM49 174L52 176H48ZM78 174L75 176L80 175V174L79 175ZM111 174H112V176L110 178L109 176ZM136 174H138V173H136ZM136 174H135V177H136ZM104 175H106L107 178ZM171 175L164 177V182H167L166 184H167V186H169V188L170 187L173 188L170 190H175L174 191L175 193H173V194H174V196L177 197V195L180 193V191H179L180 189L178 187L179 185L175 182V179H176L175 176L176 175L175 176L173 175L174 179L171 177ZM8 179H10V180L8 181ZM69 179H70V177H69ZM59 181H61V183ZM63 182H64V184H62ZM47 183H50V185H48ZM25 184H27L26 185L27 187L24 186ZM71 184H72V182H71ZM211 185L213 186V188ZM225 185L230 186V188L224 187ZM18 186L20 188H18ZM64 186H69V185L65 184ZM167 186H166V188H167ZM166 188L164 187V189L162 188V191L160 190L161 191L160 193L163 194V195L161 194L162 197H160V198L168 200V201L165 200L166 204H163L164 202H162V204L166 205V207L162 205L164 208L162 207L163 210L161 211V213L164 211L162 213V215L168 221L165 220L164 218L163 219H164V221H167L168 224L171 226V222L169 223V221L173 220L172 225L175 222L174 221L175 220L174 215H173L175 207L172 208V203L170 202L171 199L168 198L169 196H167L169 188H168V190H166ZM228 188L230 190L232 189L231 192H233V190H234L235 191V192H233L234 194L235 193L239 194L238 196H239V199H241L240 201H242V199H243V201L240 204V209L238 210V213L234 211V213L232 212V214H230L231 212H229V214H227L228 218L229 219L231 218L230 222H229V219L227 221H224L221 218L220 214L224 209L223 210L221 209L222 210L221 211L218 208L219 207L218 205H221L223 203L222 200L224 201L225 197L229 194L228 193L227 195H224L228 192ZM88 189L86 191L87 193H88ZM226 190H227V192H226ZM29 192H31V193H29ZM89 192H91V191L89 190ZM224 192H226V193H224ZM139 193L142 194L143 192H139ZM139 193L136 194V195H138L137 198H139L140 197L139 195H141ZM170 193H171V191H170ZM51 194H52V196H54V195L55 196L51 197L50 196ZM88 194L91 196V193H88ZM92 195H93V193H92ZM63 196L65 197L66 195H63ZM175 199H173V200H175ZM2 200H4V198ZM219 202H220V204H218ZM10 203H14V204H10ZM39 203H40V205L42 203V205L45 206L46 210H45V208L41 209L43 206L41 208H37V207H40ZM167 203L169 204V206L171 208L167 205ZM6 204L7 205L9 204V206L7 207ZM32 205H34L35 207H33ZM121 205H123V206H121ZM221 206H223V205H221ZM5 207H7V208H5ZM247 208H248V210H247ZM16 209L18 212L16 211ZM32 209H34V210L31 212ZM37 209H38V211H37ZM88 209H90V210H88ZM131 209H133V210H131ZM169 210L171 211L172 214H170ZM216 210L220 211V212H217ZM39 211H41V212H39ZM19 212L23 213L22 214L23 216L27 215L26 218L28 219V220H26L25 224L22 223L24 226L19 223L20 227L22 226L24 228L21 231H20L19 224L17 223L18 222L17 218L20 217V216L18 217ZM61 212H62V215H63V213H65L66 216L68 217V219L70 218L66 222L69 224H65L63 222V220H65V219L62 220L60 218ZM95 212H97V213H95ZM45 213H47V214H45ZM223 213H224V211H223ZM68 214H70V215L68 216ZM98 215H100V216H98ZM144 215L148 216L147 209H146ZM150 215L152 217L153 214L150 213L149 217H150ZM224 215L226 216V214H224ZM63 217L64 216H62V218ZM13 218H15V219L13 220ZM145 218L150 219L148 217H145ZM241 218H245L248 222H251L250 224H252V225L255 224V226L256 225L260 226L258 229L255 228V230H259V231L263 230V231H261V232L257 231V233H255L256 231H253L254 233L252 232V234H251L250 232H246V230H244L245 232L243 233V235L241 237L242 240H241L238 237L239 236V233H238V231H239L238 225L239 224L238 223L240 221L239 219H241ZM147 219H146V222H149ZM152 219H154V218H152ZM161 219H162V217H161ZM163 219H162V221H163ZM74 220H76V219H74ZM223 221H224V223L226 222L227 224L226 223L224 224ZM258 221L260 223H258ZM13 222L18 224V226ZM42 222H44L47 225H45L44 223L41 224ZM167 222H165V225L167 224ZM204 224L205 223H203V226H204ZM144 226H146V225H144ZM205 226H206V224H205ZM205 226H204V228H207V226L206 227ZM12 227H13V229H11ZM158 227L159 226L155 227V229ZM43 228H44V230H42ZM45 229H46V231H45ZM74 229L78 233L74 232L75 231ZM144 229H146V227ZM152 229L153 228L148 227V229H146L145 233L142 232V233H144L143 234L144 236L143 237L141 236L142 240L140 238V240H141L140 241L141 242L140 243V247H141L140 250L142 249V251H140L139 256H142V258H144L145 264H182V261H183V263L185 261H188V259L190 257L188 255H190V252L187 249H184L187 251L182 250L183 253L178 252L177 250L175 251V249L173 248L174 244L171 243L173 241H171L170 239H169L170 241L169 240L161 241L159 239L160 237L153 232L157 237L154 236V234L151 232ZM205 230H208V229H205ZM2 231L4 232V230H2ZM2 231L0 230L1 233H2ZM218 231H219V229H218ZM1 233H0V236H4V233H3V235ZM66 234L67 235L71 234L73 237H74V235H76L75 238H72V239L70 238L71 240H73L71 242H74V244H71V242H62L61 241V239L66 236ZM43 236H45V237L43 238ZM18 237H19V239H18ZM51 237H53V238H51ZM98 237H101L102 240H104V241L101 240L100 241L101 243L105 242V240H107L106 242L109 241V243H107V244L105 242L104 245L107 246L110 243H113L112 245L115 246V247H113L114 249H112L110 259L107 261H106V255H105L106 249L104 250L102 248L104 246H103V244L99 243L100 239H97ZM103 237H104V239H103ZM1 238L2 237H0V239ZM48 238H51V239H48ZM67 238H69V237H67ZM128 238H130V235H128ZM3 240H4L3 238H2V240H0V245L2 243L3 244L6 243ZM54 240H56L58 243H56V241H54ZM97 240H98V243L102 246H100L99 244H96L95 241H97ZM41 242L44 244H42ZM240 243H243V246H242L243 249L241 248L242 252H239L240 250L237 248L238 247L237 244H240ZM3 244H2L3 250H1V246H0V250L2 252H4L6 250L5 249L6 245H3ZM41 244L43 246L45 244H50V245H48V246L45 245L46 247L44 246V249H43V246L41 247ZM106 246L104 248H106ZM251 251H252V253H254V256L253 255H252V257L247 256L246 253L251 252ZM5 252H7V251H5ZM37 252H39V249L37 250ZM181 253L183 254V257H182ZM36 254H38V255H36ZM31 256H32V258H31ZM139 258H141V257H139ZM125 260L127 262H124ZM132 264H134V263H132ZM139 264H141V261Z\"/></svg>",
	"mask_w": 264,
	"mask_h": 264
}]
</instances>
